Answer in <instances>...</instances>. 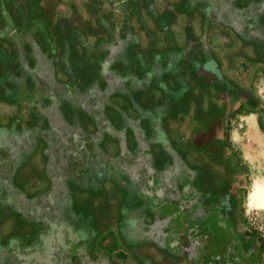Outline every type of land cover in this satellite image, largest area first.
I'll return each instance as SVG.
<instances>
[{"label": "rangeland", "instance_id": "obj_1", "mask_svg": "<svg viewBox=\"0 0 264 264\" xmlns=\"http://www.w3.org/2000/svg\"><path fill=\"white\" fill-rule=\"evenodd\" d=\"M217 2L220 18L240 35L264 37L259 16L256 27L248 26L247 4ZM94 12L106 14L95 21ZM29 15L14 35L21 39L15 55L0 48V59H10L0 75V264H137L136 258L152 264L161 247L179 246L187 216L175 201L184 196L182 178L171 167L163 120L165 73L174 65L137 51L135 28L119 15L93 10L92 21L62 27L38 8ZM7 19L0 35L14 26ZM230 41L228 30L211 28L212 46ZM246 74L241 65L239 78ZM254 77L264 103L260 68ZM19 111L24 119L30 112L33 122L11 121ZM225 129L238 172L241 229L264 237V131L256 113L240 111ZM213 238L211 254L228 236ZM195 242L196 236L186 245L193 254Z\"/></svg>", "mask_w": 264, "mask_h": 264}, {"label": "flooded vegetation", "instance_id": "obj_2", "mask_svg": "<svg viewBox=\"0 0 264 264\" xmlns=\"http://www.w3.org/2000/svg\"><path fill=\"white\" fill-rule=\"evenodd\" d=\"M120 1L124 5L122 10L115 0H0V23L8 18L14 25L0 35L1 52L6 57L15 55L16 42L21 39L18 41L14 35L24 23L18 24L23 18L33 19L29 13L37 8L61 27L69 26L73 20L92 21L93 10L127 19L135 28L136 36H132L137 39L134 44L140 47L137 51L144 50L151 59L164 62L168 58L171 62L166 63L174 65L165 73L170 93L163 120L170 132L171 167L182 178L184 196L175 201L187 216L183 218L185 231L182 229L180 238H176L179 246L161 247L153 255L152 264H264V237L241 229L237 166L226 152L225 138L227 120L236 111L256 113L264 131V103L253 88L257 68L264 73V37L240 35L231 21L220 18L217 0ZM234 1L241 8L247 4L243 8L251 11L247 15L248 26L256 27L260 20L258 26L264 31V0ZM251 3H255L252 9L248 6ZM258 6L262 9H255ZM58 7L63 9L57 12ZM94 13L95 21L106 14ZM214 25L230 32L231 41L226 48L211 45L210 31ZM23 41L19 47H23ZM146 46H150L149 50ZM9 65V58L0 59V75L2 68L8 70ZM241 65L247 70L244 78L238 75ZM28 116L24 119V112L19 111L11 121L33 122L30 112ZM172 229L180 230L175 226ZM218 235L228 239L211 254V242ZM194 236L197 242L193 254L186 245H191ZM142 259L136 258L137 264H146Z\"/></svg>", "mask_w": 264, "mask_h": 264}, {"label": "bare ground", "instance_id": "obj_3", "mask_svg": "<svg viewBox=\"0 0 264 264\" xmlns=\"http://www.w3.org/2000/svg\"><path fill=\"white\" fill-rule=\"evenodd\" d=\"M249 124H250V126L252 128L253 122L251 120L249 121Z\"/></svg>", "mask_w": 264, "mask_h": 264}, {"label": "trees", "instance_id": "obj_4", "mask_svg": "<svg viewBox=\"0 0 264 264\" xmlns=\"http://www.w3.org/2000/svg\"><path fill=\"white\" fill-rule=\"evenodd\" d=\"M8 82H9V81H8ZM19 107H20V106H19ZM114 242H115V244L117 243V242H116V240H114ZM110 244H111V243H110ZM116 245H117V244H116ZM109 249L111 250V246H110V248H109Z\"/></svg>", "mask_w": 264, "mask_h": 264}]
</instances>
